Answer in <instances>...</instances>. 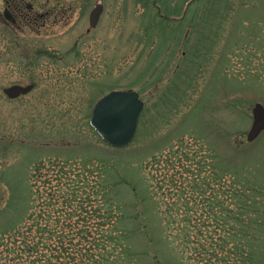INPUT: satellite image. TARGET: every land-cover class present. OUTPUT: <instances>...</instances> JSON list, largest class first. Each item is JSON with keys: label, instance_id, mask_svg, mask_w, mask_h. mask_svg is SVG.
Returning <instances> with one entry per match:
<instances>
[{"label": "rangeland", "instance_id": "1", "mask_svg": "<svg viewBox=\"0 0 264 264\" xmlns=\"http://www.w3.org/2000/svg\"><path fill=\"white\" fill-rule=\"evenodd\" d=\"M96 1L52 0L61 21L45 28L0 19V264L26 235L61 234L62 197L114 208L139 264H264V133L247 141L264 106V0H102L91 29ZM15 84L34 89L10 99ZM114 90L145 103L123 149L90 124Z\"/></svg>", "mask_w": 264, "mask_h": 264}, {"label": "trees", "instance_id": "2", "mask_svg": "<svg viewBox=\"0 0 264 264\" xmlns=\"http://www.w3.org/2000/svg\"><path fill=\"white\" fill-rule=\"evenodd\" d=\"M110 191L108 187H103L98 193L104 199L108 198ZM62 198V209L59 212L61 215L57 217L55 226L61 234L47 238L44 232H41L38 238L26 235L20 243L14 241L8 249L11 258L9 264H53L54 250L61 255L60 259L67 260L61 261L57 257L59 260L57 264H67L68 261L71 264H139L137 259L142 258L144 253L134 252L130 246V236L124 231L126 227L121 225L125 221L114 208L108 206L102 208L94 203H88L90 205L87 206L82 201L78 202L76 208L68 209L66 207L68 200ZM74 200L77 198L74 197ZM54 210L55 208L44 209L41 216L43 214L47 218ZM59 210L56 209L55 212ZM214 213L215 210L212 209V214ZM98 218L101 220L96 222ZM38 223L40 222H33L31 229L33 230ZM52 239H56L55 243ZM146 254L150 256L148 252Z\"/></svg>", "mask_w": 264, "mask_h": 264}, {"label": "water", "instance_id": "3", "mask_svg": "<svg viewBox=\"0 0 264 264\" xmlns=\"http://www.w3.org/2000/svg\"><path fill=\"white\" fill-rule=\"evenodd\" d=\"M102 12L101 6L91 15V24L95 26ZM33 85H14L4 90L10 98L30 93ZM144 102L135 91H113L102 98L95 106L91 125L100 137L115 148L129 146L137 133ZM254 123L248 135V141H254L264 131V106L256 104L253 109Z\"/></svg>", "mask_w": 264, "mask_h": 264}, {"label": "flooded vegetation", "instance_id": "4", "mask_svg": "<svg viewBox=\"0 0 264 264\" xmlns=\"http://www.w3.org/2000/svg\"><path fill=\"white\" fill-rule=\"evenodd\" d=\"M100 6L102 12L94 27L91 24L90 16L93 11ZM106 8L107 6L104 1L97 0L95 2L88 18L91 29L99 25L100 20L105 15ZM56 9L57 6L52 3V0H5V8L3 13H0V19L4 22V25L13 30H20L27 26L33 28L40 26L38 22L39 19L43 20L42 27L45 28L51 20H53L55 24L61 21L56 14ZM87 31L88 33L90 32V30Z\"/></svg>", "mask_w": 264, "mask_h": 264}]
</instances>
